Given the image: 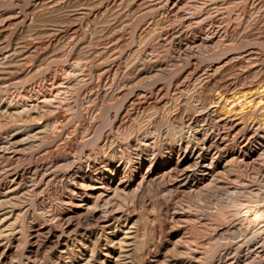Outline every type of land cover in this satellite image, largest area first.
I'll use <instances>...</instances> for the list:
<instances>
[{"label": "rangeland", "instance_id": "374dc122", "mask_svg": "<svg viewBox=\"0 0 264 264\" xmlns=\"http://www.w3.org/2000/svg\"><path fill=\"white\" fill-rule=\"evenodd\" d=\"M115 2L0 0V264H264V0ZM226 56L235 69L205 86ZM204 140L219 190L177 167ZM95 189L109 219H86Z\"/></svg>", "mask_w": 264, "mask_h": 264}, {"label": "bare ground", "instance_id": "6f19581e", "mask_svg": "<svg viewBox=\"0 0 264 264\" xmlns=\"http://www.w3.org/2000/svg\"><path fill=\"white\" fill-rule=\"evenodd\" d=\"M116 2H133L135 4H137L138 6H142L144 4V0H115ZM115 2V3H116ZM147 2V1H146ZM172 2V0H161L160 3H156V5L158 4H163L165 5L164 8H166V6H168L170 3ZM111 5H114L111 3ZM110 5V6H111ZM154 5V4H153ZM152 5V6H153ZM155 6V5H154ZM143 7V6H142ZM165 12H168L165 10ZM13 19V18H12ZM252 52L246 51L244 52L245 57L248 59L252 56L251 54ZM240 58V57H238ZM243 58V57H242ZM192 60V59H191ZM242 60V59H241ZM193 61V60H192ZM190 62V61H189ZM12 61L10 60L9 57L5 58L3 60V62L1 63V65L6 66V71H7V66L11 65ZM190 65V64H189ZM237 66V61L236 58H232V57H225L221 60L220 64L218 65V67L216 69H214V75L212 77L209 78L208 82L205 83V86H210L212 84H218L221 85V83H219V79L221 76L225 75L227 72L235 69V67ZM4 69V70H5ZM10 69V66L8 67V70ZM1 70V69H0ZM4 70H2V73L0 75L4 76ZM13 70V69H12ZM10 69V71H12ZM29 71V70H28ZM1 72V71H0ZM25 72V71H24ZM30 72V71H29ZM28 72V73H29ZM77 71L73 70L72 72H70L69 74V81L68 84L71 86L72 84H74L75 81V75H76ZM26 75V73H25ZM28 76V74H27ZM219 81V82H218ZM245 85V84H244ZM222 86H220L219 88H221ZM158 91V90H157ZM32 104V103H31ZM40 104V103H39ZM24 107L26 108V120L31 121V123L34 122V118L36 120V117H34L33 115H35L36 111H39V107H30L28 104H25ZM264 108V107H263ZM13 115V114H12ZM21 115V114H20ZM34 117V118H33ZM222 117V116H221ZM244 117V116H243ZM14 118V117H13ZM12 118V119H13ZM225 123V122H224ZM228 125L230 126L231 131L236 132L239 136L240 134H246L249 132V128L247 127L245 120L243 118H237V117H232L230 119H227ZM39 130L40 132H46L47 129L44 126H39ZM191 130V129H190ZM189 131V130H188ZM39 132V133H40ZM32 133V132H31ZM28 133V134H31ZM38 133V134H39ZM255 133V132H254ZM258 133V132H257ZM51 134V133H50ZM178 134L180 135V137L182 136L184 138V135L187 134V132H183L182 131L178 132ZM189 135V134H188ZM233 135V134H232ZM15 136V135H14ZM32 136V135H31ZM34 136V135H33ZM37 136V135H36ZM40 136V135H38ZM219 136V135H218ZM59 137V136H58ZM221 137V136H219ZM25 138V137H24ZM28 138V137H27ZM32 138H36V137H32ZM31 138V139H32ZM38 138V137H37ZM107 139V137H106ZM206 139V138H205ZM37 140V139H36ZM26 142V141H25ZM105 142V141H104ZM15 143V142H14ZM18 145V144H17ZM207 146V140H204L201 146V149H196V148H186L184 149V152H180L178 153V160H177V167L182 169V172L184 174L183 178V182H185V180H188L190 178H192L193 176L198 175V173H200L202 181L204 182V187L202 192L206 191V189H211V188H215L217 190L220 189L221 185H223V179L219 176V162L214 160L211 163H209L207 161V158L205 156V152H206V147ZM209 147V146H208ZM144 148V147H143ZM181 148V147H179ZM13 156V155H12ZM217 156V155H215ZM241 156V155H240ZM130 159V158H129ZM102 160V159H101ZM234 161L238 160V157L235 155V157L233 158ZM102 163H105V160L101 161ZM96 164V161H95ZM136 163L132 162L131 160L128 163L127 167L132 168V166H134ZM144 164V161H140L139 162V166L142 167V165ZM93 165V164H92ZM96 166V165H94ZM109 166H112V164H110ZM153 161L151 162V160L149 161V166H148V171L145 175H141L140 177H138L137 174H134V176L132 177L133 179L130 182H127L126 184V189L132 191L131 193H133V195L135 196L136 199H139L144 191V188L146 186H151L154 184L155 179L153 178L152 174H151V170H153ZM115 171L113 172L112 177H110L106 182H105V187H108V191L114 187V185H116L115 190L118 189L120 184H123L122 182L124 181V177L121 176V165L118 164L117 162L115 163ZM92 168V167H91ZM94 168V167H93ZM96 168V167H95ZM180 169V170H181ZM126 170V169H125ZM128 170V169H127ZM131 170V169H130ZM25 173V170H23L22 172L18 173L16 175V181H18L19 177L21 174ZM124 174V173H123ZM133 174V173H132ZM180 176V175H179ZM22 177V176H21ZM139 178V179H138ZM131 179V178H130ZM14 181V180H13ZM127 181V180H126ZM129 181V180H128ZM138 182V183H137ZM182 181H178L177 183L174 182L173 184L171 183L169 188L173 189V188H179V186L183 185ZM125 189V190H126ZM158 191L160 190V188H157ZM112 190V189H111ZM120 190V189H118ZM116 190V191H118ZM107 191V192H108ZM115 191V192H116ZM124 191V190H123ZM166 191V190H165ZM21 192V190L19 189V187H17L16 189L12 190V192L6 196L5 198L9 199L10 197H14L19 195ZM106 192V191H105ZM205 193V192H204ZM107 194V193H106ZM203 195V194H200ZM104 194L101 192L100 189H95L94 191H92V196L89 197V200H93L91 203L89 202V208L88 206L86 208H88L87 210V220H92V219H98V220H104V219H109L110 216H113V213L111 210H109V208L105 205H103V207H100V205L98 204L99 202L102 203L103 198H104ZM141 199V198H140ZM83 201H86L83 200ZM13 202V201H12ZM71 215V213L68 211L66 214L63 215V218L66 219L67 223H66V228L70 229L71 227L74 226V221L72 220L71 217H69ZM19 216V215H18ZM17 218V216H16ZM112 218V217H111ZM126 218V217H125ZM126 220V219H125ZM16 221V220H15ZM80 221V220H79ZM54 223V222H53ZM252 224V223H251ZM248 226L246 225V228L244 229V231H246V229ZM250 230V229H249ZM251 231V230H250ZM249 232V231H248ZM247 233V232H246ZM1 234V233H0ZM248 234V233H247ZM49 237V236H48ZM28 240V239H27Z\"/></svg>", "mask_w": 264, "mask_h": 264}]
</instances>
